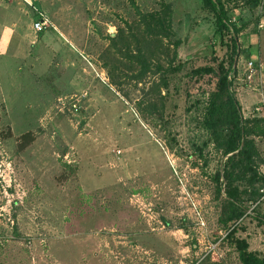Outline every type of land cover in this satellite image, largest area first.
I'll return each instance as SVG.
<instances>
[{"label":"rangeland","instance_id":"obj_1","mask_svg":"<svg viewBox=\"0 0 264 264\" xmlns=\"http://www.w3.org/2000/svg\"><path fill=\"white\" fill-rule=\"evenodd\" d=\"M222 2L242 27L231 91L264 117L245 79L261 3ZM213 29L199 0H0V264H239L232 239L264 257V186L234 181L246 213L224 222L222 138L202 124L215 77L190 75L228 62Z\"/></svg>","mask_w":264,"mask_h":264},{"label":"trees","instance_id":"obj_2","mask_svg":"<svg viewBox=\"0 0 264 264\" xmlns=\"http://www.w3.org/2000/svg\"><path fill=\"white\" fill-rule=\"evenodd\" d=\"M200 7L212 15L213 35L218 38L220 44L224 37H228L229 58L226 65L221 60L213 67H198L190 71L191 76L214 75V89L207 98L203 127L218 142L222 155L226 157L221 175L217 172L214 176L218 184L219 179L224 181L223 194L229 204V210L224 222L233 226L241 219L246 209L238 198L237 189L232 183L249 173L250 181H260L264 186V179L257 177L253 171L256 150L251 136L264 137V117L242 118L240 107L233 91H231L230 74L235 73L234 61L239 55L236 36L242 27L236 26L227 16L222 0H199ZM245 6L254 9L261 3L264 12V0H244ZM261 12L260 17L264 16ZM259 19V17H258ZM179 41L174 43L175 46ZM247 49H245L246 53ZM253 193H249L252 195ZM258 224L264 225V220L258 218ZM232 237V230L227 234ZM234 250L237 253L239 264H264V257H259L255 252L248 251V245L243 239H232Z\"/></svg>","mask_w":264,"mask_h":264},{"label":"built area","instance_id":"obj_3","mask_svg":"<svg viewBox=\"0 0 264 264\" xmlns=\"http://www.w3.org/2000/svg\"><path fill=\"white\" fill-rule=\"evenodd\" d=\"M47 20L45 17H43L40 13H36V17L35 19L32 21L31 23V30L37 34L42 32L43 30H45L47 28ZM258 28H261V25L257 26ZM261 74H260V64H253L252 62L248 61L246 63V75H245V79L247 81H251L254 77L260 78ZM260 84V82H259ZM262 104V106L264 107V102L261 101L260 102ZM263 107H257L254 108L255 112H262L263 111ZM72 108H75V105H72Z\"/></svg>","mask_w":264,"mask_h":264},{"label":"crops","instance_id":"obj_4","mask_svg":"<svg viewBox=\"0 0 264 264\" xmlns=\"http://www.w3.org/2000/svg\"><path fill=\"white\" fill-rule=\"evenodd\" d=\"M262 15H264V12H263ZM260 19H261V23L259 25H261V28H258V30L264 29V16L260 17ZM263 45H264V35L262 36L261 42H259V46H257L258 47L257 48L258 49L257 50L258 60L256 61V63L260 64V74H261V76H260L259 79H257L256 77H254L252 79V81L255 82L257 85L260 86V91H261L260 97H261V100L264 102V78H263L264 71H263V74L261 73V71L264 70V49H263L264 46ZM245 54L247 55V53H245ZM245 75H246V73H245ZM259 82H260V84H259Z\"/></svg>","mask_w":264,"mask_h":264}]
</instances>
